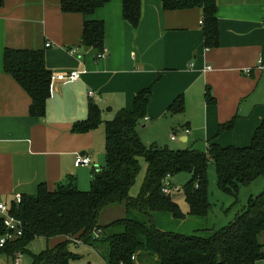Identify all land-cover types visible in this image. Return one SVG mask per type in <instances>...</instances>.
Wrapping results in <instances>:
<instances>
[{
  "label": "crops",
  "instance_id": "obj_1",
  "mask_svg": "<svg viewBox=\"0 0 264 264\" xmlns=\"http://www.w3.org/2000/svg\"><path fill=\"white\" fill-rule=\"evenodd\" d=\"M216 3L218 43L205 47L199 7L167 11L162 0H141L140 21L133 29L122 17V0H110L87 17L104 25V56L98 58L79 46L84 17L62 12L60 0H3L0 202L8 205L15 194H34L40 183L53 189L70 176L77 186L75 170L93 162L92 172L102 166L96 164V151L105 145V122L120 109L130 110L134 95L145 87L150 94L143 121L151 119V133L159 122L170 127L168 142L175 148L205 151L211 142L248 145L264 119V0ZM7 47L43 50L51 73L81 71L75 81L54 80L42 118L29 115V96L4 71ZM259 58L262 69L256 67ZM246 68L249 74L242 71ZM180 98L181 111L169 112ZM89 100L99 106L102 122L88 132H74L73 124L87 117ZM233 117V127L218 133L219 125ZM77 154L88 156L90 164L76 167ZM170 182L176 183L174 176ZM163 213L157 218L152 213L153 219L159 229L168 230L157 223L170 222ZM183 221L187 234L200 231L194 226L203 227L191 215Z\"/></svg>",
  "mask_w": 264,
  "mask_h": 264
},
{
  "label": "trees",
  "instance_id": "obj_2",
  "mask_svg": "<svg viewBox=\"0 0 264 264\" xmlns=\"http://www.w3.org/2000/svg\"><path fill=\"white\" fill-rule=\"evenodd\" d=\"M110 0H60L64 13H80L84 19L79 46L96 55L103 51L104 25L87 17ZM3 0H0V6ZM199 7L205 47L218 43L216 0H162L164 10ZM141 0H122V17L133 29L140 21ZM3 68L27 93L30 116L42 118L50 96V74L43 50L7 47ZM150 87L139 90L130 110L120 109L105 122V163L93 169L88 190H80L75 178L49 189L40 183L34 194H21L19 203L11 200L9 212L20 221L22 234L0 247L14 262L36 237L60 238L54 246L32 256L31 264H72L81 258L71 245L83 244L100 252L105 264H255L264 259V190L248 199L233 221L207 236L163 231L154 224L153 211L168 212L174 218L185 215L205 216L209 210L207 168L212 163L218 188L236 198L239 187L248 185L264 174V119L255 128L246 146H221L215 142L205 151L195 148L169 149L157 144L146 145L136 127L147 115ZM213 98L207 93V100ZM181 98L168 109L181 111ZM235 117L222 123L218 133L233 127ZM102 122L99 106L87 103L85 120L73 124L72 130L85 133ZM146 163V174L136 197L129 195L139 171V158ZM185 172L190 175L182 186L188 211L181 212L176 194L162 192L164 182L172 188L170 177ZM123 203L124 217L100 225L99 214L105 207ZM137 211L139 218L129 217ZM6 232L0 217V236Z\"/></svg>",
  "mask_w": 264,
  "mask_h": 264
},
{
  "label": "rangeland",
  "instance_id": "obj_3",
  "mask_svg": "<svg viewBox=\"0 0 264 264\" xmlns=\"http://www.w3.org/2000/svg\"><path fill=\"white\" fill-rule=\"evenodd\" d=\"M103 125V124H102ZM144 125L145 127L141 128ZM99 129V128H98ZM137 132L140 134L141 140L144 144L150 145L153 139L159 141V144L164 145L166 144L169 149L176 150L172 144L168 142L169 135L171 134V128L164 126L162 122H159L154 127V132L151 133V119L148 121L141 120L139 125L136 127ZM157 134V135H155ZM156 144V143H154ZM157 144V145H159ZM204 147V146H203ZM199 150V149H197ZM96 164L103 165L105 163V145L102 148L96 151ZM86 169L80 167L78 170H75L73 173L76 177L77 188L80 190H88L90 188V184L93 178L92 172V165ZM146 174V163L143 157L139 158V171L135 177L134 183L130 187L129 195L132 197H136L142 187V183ZM207 181H208V190H207V197L208 202L210 204L209 210L205 216H191L194 219H198V221L203 225L194 226V228H199L196 230V233H188L184 231L188 228V226H183V220L186 218H174L168 212H160V211H153L154 215L157 218L158 213L169 215L168 222L166 219L162 220L163 223L157 220L158 225L162 227H166L168 232H176L180 234L190 235V234H197L202 236H207L208 234L212 233L215 230L224 228L228 223L234 220L236 214L246 205L248 199L252 196L258 195L260 192L264 190V174L258 176L248 185H243L239 187L238 193L236 198L230 194L222 192L216 183V175L214 166L211 164L208 165L207 168ZM190 175L185 172L178 173L174 175L175 184H172V193H177L176 202L181 210V212L186 213L188 211V204L183 197L182 194V186L183 184L189 179ZM131 214L129 217L132 218H139V214L137 211H130ZM126 214V209L123 203H116L109 205L101 210L98 218V223L100 225L107 224L114 219L124 217ZM153 216V215H152ZM154 220V219H153ZM155 224V220H154ZM156 226V224H155ZM157 227V226H156ZM182 227V228H181ZM158 228V227H157ZM203 229V230H201ZM60 239L58 237L50 240H46L44 237H36L27 246V251L24 252L21 256V260L19 264H31L32 256L35 254L40 253L42 250L46 249L47 247L54 246L55 242ZM259 242L264 243V232H262L258 237ZM72 249L81 255V258L72 262V264H105L103 258L100 255V252L89 248L86 245L78 244V245H71ZM0 264H14V262L10 259V257L3 251H0Z\"/></svg>",
  "mask_w": 264,
  "mask_h": 264
},
{
  "label": "built area",
  "instance_id": "obj_4",
  "mask_svg": "<svg viewBox=\"0 0 264 264\" xmlns=\"http://www.w3.org/2000/svg\"><path fill=\"white\" fill-rule=\"evenodd\" d=\"M49 45H51L50 42L45 43V46H49ZM72 52H74V51H72ZM103 56H104L103 51L96 55V57H98V58H101ZM256 67L258 69L263 68V62L260 58L257 60ZM207 68L209 69L210 66H207ZM242 71L246 74H249L251 69L246 68V69H243ZM80 73H81V71H78V70H70V71H65V72L51 73L50 74V85L56 79L64 80V81H75L79 78ZM187 131L188 130L186 129V132ZM172 138H174V136H172ZM89 164H90V159L88 156L80 155V154L75 155L74 165L76 167L80 166V165H89ZM170 178L171 177L169 175H167L165 177V180L170 179ZM168 185H169L168 182L163 183V187L161 190L165 194L171 193L172 188H169ZM20 199H21V195L15 194L13 201L15 203H19ZM0 217L2 218L3 224H4L5 229H6L5 234L0 236V247H2L7 240H11V239H14V238L20 236L22 234V229H21L20 221L18 219H16V217L13 216L9 212L8 205L6 203H3V202H0ZM21 256L22 255L20 253H16L15 258H14V264H18L20 262Z\"/></svg>",
  "mask_w": 264,
  "mask_h": 264
},
{
  "label": "water",
  "instance_id": "obj_5",
  "mask_svg": "<svg viewBox=\"0 0 264 264\" xmlns=\"http://www.w3.org/2000/svg\"><path fill=\"white\" fill-rule=\"evenodd\" d=\"M95 171H96V172L99 171V168H98V167H95Z\"/></svg>",
  "mask_w": 264,
  "mask_h": 264
}]
</instances>
